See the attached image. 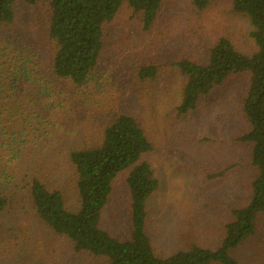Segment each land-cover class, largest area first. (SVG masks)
<instances>
[{
    "label": "rangeland",
    "instance_id": "374dc122",
    "mask_svg": "<svg viewBox=\"0 0 264 264\" xmlns=\"http://www.w3.org/2000/svg\"><path fill=\"white\" fill-rule=\"evenodd\" d=\"M15 10V24L0 29V35L13 39L25 52L23 47L32 46L31 58L42 68L48 57L37 61L35 44L49 19L46 1L33 7L19 3ZM251 30L249 18L234 12L233 0H211L202 12L194 10L192 0H165L157 24L148 32L125 5L106 27L96 78L78 91L62 82L51 88L62 101L61 115L55 117L64 127L52 131L48 147L35 148L34 154L43 150L41 160L49 158L37 174L49 189L62 191L68 207L77 210L79 197L72 169L65 163L67 152L73 145L89 146L101 139L105 126L118 115L134 116L155 148L145 160L160 181L148 205V232L158 255L168 258L193 244L220 248L232 210L249 202L256 175L250 163L252 148L240 141L250 129L243 113L250 77L232 76L195 112L180 116L176 107L183 81L174 65L181 58L205 62L209 49L222 37L251 55L255 51ZM149 64L160 68L159 76L140 80L139 69ZM28 168L24 163L10 166L13 186ZM127 176L124 173L115 181L102 221V228L120 240L128 238L131 226ZM28 185L21 182V189L9 190L13 205L0 215V264H107L87 253H75L68 240L46 227L30 207ZM234 256L241 264H264V219L259 235Z\"/></svg>",
    "mask_w": 264,
    "mask_h": 264
},
{
    "label": "trees",
    "instance_id": "16d2710c",
    "mask_svg": "<svg viewBox=\"0 0 264 264\" xmlns=\"http://www.w3.org/2000/svg\"><path fill=\"white\" fill-rule=\"evenodd\" d=\"M42 1L49 14L35 42L37 61L48 57L42 68L31 58L32 46L23 47L25 52L13 39L0 35V215L13 205L9 190L15 192L21 189V182H28L31 209L53 233L68 240L75 253H87L107 264H241L234 252L259 235L264 219V0H233L234 12L250 20L253 54L242 53L222 37L209 49L205 62L181 58L174 65L183 81L176 107L180 116L195 112L202 100L232 76L249 75L243 113L250 129L240 141L252 148L250 163L256 175L250 184L249 202L232 210L233 219L225 227L220 248L193 244L168 258L158 255L148 232V205L160 181L145 160L154 152V144L137 118L120 114L105 126L101 139L89 146L73 145L67 152L65 163L72 169L79 197L77 210L68 207L62 191L49 189L37 174L49 158L41 160L43 150L34 154L40 144L43 148L50 145L55 128L64 127L55 117L63 110L59 94L51 90L55 83L72 85L75 91L87 86L96 78L105 51L106 27L124 6L148 32L157 24L165 0H0V29L15 24L17 4L33 7ZM210 3L192 0L196 12L206 10ZM138 73L140 80H154L160 68L149 64ZM21 163L30 168L13 186L10 166ZM124 173H128L131 195V226L128 238L120 240L102 228V221L115 181Z\"/></svg>",
    "mask_w": 264,
    "mask_h": 264
}]
</instances>
